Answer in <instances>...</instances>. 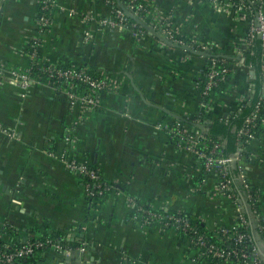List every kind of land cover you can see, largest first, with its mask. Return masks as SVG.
<instances>
[{
    "label": "crops",
    "instance_id": "obj_1",
    "mask_svg": "<svg viewBox=\"0 0 264 264\" xmlns=\"http://www.w3.org/2000/svg\"><path fill=\"white\" fill-rule=\"evenodd\" d=\"M52 1L51 23L37 33V0H0V70H26L30 62L24 50L37 37L42 61L87 68L109 86L98 95V107L89 111L72 106L63 89L51 88L44 79L24 92L0 76V130L9 133L0 132V252L58 234L81 247L85 243L86 249L39 250L31 264H211L173 229L131 219L132 198L156 211L191 214L209 232L232 230L245 215L259 257L264 256L259 234L264 119L259 138L247 146L251 157L230 164L260 191L257 213L242 193L239 176L237 201H232L218 190L217 175L203 171L197 150L170 142L169 128L176 124L207 133L198 123H188L204 110L198 86L205 58L169 48L136 24L131 25L135 31L127 25L104 26L102 20L111 19L105 0ZM142 2L145 11L136 17L147 26L167 22L176 34L212 47L211 55L232 60L230 79L211 100L209 119L236 111L253 93L252 70L239 61L251 13L234 9L229 0L220 6L206 0ZM257 11L264 15V1ZM66 138L73 146L69 157L95 166L114 186L97 208H90L82 181L65 168Z\"/></svg>",
    "mask_w": 264,
    "mask_h": 264
},
{
    "label": "built area",
    "instance_id": "obj_2",
    "mask_svg": "<svg viewBox=\"0 0 264 264\" xmlns=\"http://www.w3.org/2000/svg\"><path fill=\"white\" fill-rule=\"evenodd\" d=\"M137 2L139 0H133ZM209 4L214 6H220L222 3L221 0H206ZM251 4H258L264 0H249ZM49 0H42L39 2L40 9L46 10L48 8ZM106 4L110 7L111 10V19L110 20H102V24L107 26L108 28H116L122 29L128 23V17L124 13L121 8L116 7L115 0H105ZM229 4L237 10L251 11L248 8H244L241 4L233 3V0H229ZM129 12H133L135 15L142 13L145 11V5L142 2H139L135 6H129L125 8ZM48 20L42 16H36L35 21V31L37 33H42L47 30L49 26ZM158 24V23H157ZM134 26V25H133ZM155 31H159V26L153 27ZM161 35H165L166 39L177 43L181 46H188L191 49L198 52H207L211 55L213 48L210 46H205L199 44L197 42H192L195 45L185 44L182 41L175 39V35H177L173 30H171L169 24L164 22L163 29L159 32ZM257 36L260 40L263 41V49H264V15L260 12H256L254 14L253 21L250 24V28L246 39H248V43H250L253 38ZM246 45L247 40L245 41ZM40 46V41L37 37H34L31 40V43L28 44V48L32 49L31 55L29 59V66L26 70H0V76L2 82L6 85L21 89L26 92L27 88L30 84H35L41 81L40 77H33L31 74V70L33 68H37L40 71H43L45 74V82L53 89L58 90L55 86L57 82L64 81L68 84L62 91L68 97L71 105L77 103L80 104L82 108H85L89 111L95 110L98 107L99 102V94L106 90L109 86L108 81L100 74H91L87 68H65V67H57L53 64H49L48 66H44L43 61L39 58L36 59V54L38 53V48ZM195 47V48H194ZM207 64V71L205 76V83L203 86V90L200 93V97L206 98L209 97L212 90L218 85V83L223 82L228 74H230V68L226 66L224 61L217 62L215 58H210ZM262 70L264 72V59L262 61ZM60 90V89H59ZM264 90V85H263ZM22 98H25V95H22ZM244 102H247V105L250 104V99H245ZM204 105V104H202ZM264 105V95L256 102L254 105L253 111L246 118L243 130L240 131V136L245 137V141L243 144L248 146L253 140H255V132L253 131L256 127V122L260 112L262 111V106ZM2 133H6L9 136V133L1 131ZM184 135L181 138L180 143H185L186 145L192 147V149L197 150V146L200 141L204 138L203 133L201 131L191 132L182 129L178 124L173 125L169 128V139L172 143L173 140L178 137V135ZM178 143V144H180ZM66 149L64 150V154L62 155V160L64 162L65 168L68 173L77 176L83 182L82 186L85 192V197L87 200L94 204L98 202L99 197L103 196L107 192L113 190L112 186H108L107 184L100 185L97 183L98 181V170L94 169L88 162L75 159L73 157H69V150L73 148L68 138L65 139ZM218 145H214V149H216ZM214 149L208 153L204 154L197 150L202 158V166L203 171L205 173H215L218 178V190L227 198L232 201H237L235 193L232 189V180L229 178V169L228 166L236 161L239 157V154L236 153L233 156L228 158H213L212 154ZM239 178L241 179V183L244 185L245 196L248 201L251 202L252 206L257 205V203H253L254 200L252 195L250 194V183L244 177V174L240 173ZM227 194V195H226ZM128 205L130 210L133 212H137V217L142 220L144 224H150L153 222H158L161 224L165 230L173 229L176 233L177 230H186L188 228V223L186 220L181 218H173L164 217L160 215H156L151 211L145 210L139 205L136 200L129 199ZM170 220L172 222H170ZM240 223L244 226L248 225L246 219L243 215L239 217ZM234 229V228H233ZM232 229V230H233ZM223 235H226V232L223 231ZM229 239L233 241V249L230 251L218 250L213 246H207L205 241L201 238H197L196 241L190 240V243L194 244L198 248L195 250L197 252V256L199 258L203 257H211L214 259H218L222 262H228L234 264L231 258H235L237 263L235 264H243L249 256L243 250H237L238 245L243 244L245 242H251L252 238L249 234L242 233L236 234L235 236H228ZM189 244V243H188ZM48 248H53L54 250L68 252V250H62V248L56 244L54 239L44 238L42 240H30L27 243L21 244L16 248L8 251V252H0V264H17L20 260L31 258L35 252L39 250H44ZM86 249L85 243L80 251H84ZM240 262V263H239ZM242 262V263H241ZM247 264H262V260L258 255L257 249L253 248L252 258L249 259Z\"/></svg>",
    "mask_w": 264,
    "mask_h": 264
},
{
    "label": "trees",
    "instance_id": "obj_3",
    "mask_svg": "<svg viewBox=\"0 0 264 264\" xmlns=\"http://www.w3.org/2000/svg\"><path fill=\"white\" fill-rule=\"evenodd\" d=\"M39 2L41 3L42 0H37V15L39 17L44 16L49 23H51V18H52V12H53V1L49 0L48 2V8L46 10H41ZM118 2L122 5L123 8L129 7V6H135L139 2H142V0H139L137 2H134L133 0H118ZM143 3V2H142ZM233 3L235 4H241L243 5L244 8H248L251 11L250 18H254V14L256 13V7L257 4H251L250 1L246 0H233ZM144 4V3H143ZM116 7H119L118 4H115ZM120 8V7H119ZM142 13H139L138 16H141ZM127 28L135 31L136 28H132L131 25L136 24L133 20L127 19ZM159 26V31L161 32V29H163L164 22L157 24ZM136 27L139 28V26L136 24ZM175 39L182 41L185 44L189 45H195L192 42H195L194 40L191 39H186L183 36L180 35H175ZM247 43H248V39ZM195 48V47H194ZM25 54L29 58L32 52V49L28 48L26 46L25 48ZM40 58V54H36V59ZM212 58V57H210ZM210 58H205V63L204 67L202 69L201 73V78L198 86L199 93L203 90V86L205 83V76H206V71H207V62L209 61ZM241 58L244 60L243 64L244 66L248 67L249 69L252 70L253 72V78L249 80V85L250 89H252L253 93L251 94L250 97H246L245 99H250V104L247 105V102L241 103L239 108L228 114L227 116L218 119V120H210V109L212 106L211 100L219 95L223 90L225 84L228 82L230 79V74L226 77V79L218 83V85L212 90L211 94L209 97L202 98V103L204 104V110L202 113L197 115L196 117L190 119L188 123H198L200 126H202L205 129H208L206 134H203V139L200 141L199 145L197 146V150L201 153L208 154L214 149V145H218L216 149H214L212 157L213 158H228L230 156H233L234 154L238 153L239 157H243L245 159H249L251 157L250 152L247 150V146L243 144V141H245V137L240 136V131L243 130L244 123L246 118L250 115V113L253 111L254 105L256 102L264 95V90H263V82H264V72L262 70V61L264 59V49H263V41L260 40L257 36L253 38V40L246 45V47L242 51V56ZM217 62L224 61L226 66H230L232 60H226L223 57H217L215 58ZM44 66H48L50 63L44 62ZM57 67H62L57 65ZM67 68V67H65ZM230 68V67H229ZM91 74H96L94 71L89 70ZM231 73V72H230ZM31 74L33 77L39 76L40 79L45 78V74L43 71H40L37 68H33L31 70ZM56 88L59 90L64 89L68 84L64 81L57 82L55 84ZM264 119V105L262 106V111L260 112L257 122H256V127L254 128L255 134V139L259 138V135L262 133L263 127H262V121ZM187 122V121H186ZM184 135H178L175 140H173V144L177 145L178 143L181 142V138H183ZM203 163V161H202ZM94 169H96L95 166H92ZM229 169V178L232 180V189L233 192L235 193V180L238 178L240 171L237 169H232L231 166H228ZM97 170V169H96ZM98 181L100 185L107 184L108 186H112V184H109L104 181L102 178L100 172H98ZM83 183V182H81ZM114 187V186H112ZM242 193L245 194L244 190V185H241ZM250 194L252 195V198L254 199L252 202L257 203L259 198H260V191L251 186L250 187ZM109 192L104 194L103 196L99 197V200L102 201L103 199ZM227 195V194H226ZM132 199V198H130ZM90 202V200H89ZM136 202L141 205L139 201L136 200ZM91 203V202H90ZM249 205L255 209H257V205L255 207L252 206L251 202L248 201ZM101 204V202H100ZM143 209L148 210L153 212L156 215L164 216V217H170V219L173 218H181L183 220H186L188 223V228L186 230H177L176 235L178 238L182 241H187L189 244L190 250H196L198 247L195 246L194 244L190 243V240L196 241L197 238H201L202 240L205 241V244L207 246H213L214 248L218 250H225V251H230L232 250L233 247V241L228 238V236H235L236 234H242L246 233L249 234L252 238L251 242H245L243 244L238 245L237 250H243L249 258L243 262V264H247L249 262V259L252 258L253 255V248H256V244L253 240L250 226L249 225H242L240 223V220L238 219L236 221V226L234 227L233 230H228L226 228H220L217 231L214 232H209L205 228V224L198 218L192 216L191 214H187L185 212H174V211H156L150 207L147 203L141 205ZM98 206L96 203L90 204V208H97ZM257 213H259L258 209L256 210ZM244 218L247 221V217L243 215ZM131 219H135L137 217V212L133 211L130 216ZM170 222H172L170 220ZM259 234L262 240H264V222L260 221L259 222ZM165 230V229H164ZM223 231L226 232V235H223ZM50 239L56 240L59 243L58 245L63 249H73L79 246L80 244H77L74 242H70V240H65L63 237L60 235H51L48 237ZM205 262H210L211 264H220L222 261L218 259L211 258L209 256L199 258ZM231 260L234 263H237L235 258H231ZM33 262L32 257L29 259H23L17 262V264H31ZM240 263V262H239ZM242 263V262H241Z\"/></svg>",
    "mask_w": 264,
    "mask_h": 264
},
{
    "label": "water",
    "instance_id": "obj_4",
    "mask_svg": "<svg viewBox=\"0 0 264 264\" xmlns=\"http://www.w3.org/2000/svg\"><path fill=\"white\" fill-rule=\"evenodd\" d=\"M115 1L118 4V6L121 8V10L124 11V13L126 14V16L129 19L133 20L138 26H140L143 30H145L147 32V34H149L150 36L155 37L161 43H163L164 45L168 46L169 48H175V49L183 50L184 52H187V53H190V54H193V55H196V56H200L202 58H210V57L217 58V57H220V56L210 55L207 52H204V53L203 52H198V51H195V50L191 49L188 46H181V45H178L177 43H174V42H171V41L167 40L165 35H161L159 32L155 31L151 27H149L146 24H144L141 20L137 19L136 15L133 12L126 11L125 8H123L122 5L118 2V0H115ZM246 1H249V0H246ZM239 61H240L241 64H243V62H244L243 59H240ZM250 76H251V79H252L253 78V72L250 73ZM138 94H139V92H138ZM173 117L175 119H177L178 121L186 123V121L183 118H180V117H177V116H173ZM205 131L207 132L208 129H206ZM71 241H74L73 238L71 239ZM260 258H261V260H262V262L264 264V256H260Z\"/></svg>",
    "mask_w": 264,
    "mask_h": 264
}]
</instances>
